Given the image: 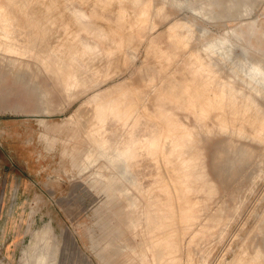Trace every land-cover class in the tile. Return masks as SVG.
<instances>
[{
    "label": "rangeland",
    "instance_id": "rangeland-1",
    "mask_svg": "<svg viewBox=\"0 0 264 264\" xmlns=\"http://www.w3.org/2000/svg\"><path fill=\"white\" fill-rule=\"evenodd\" d=\"M12 1L0 0V8L7 10L4 16L12 19V25L21 37L30 38L33 34H40L37 25L45 27L44 38L46 39H41L37 47L41 51L59 49V47L61 50H67L66 48L72 43H76L74 38L77 34L100 42L101 54L94 58L95 61L88 57L92 60L90 61L86 57L84 62L86 64L92 62V68L99 70V76H97L101 83L85 92L77 89L75 97H70L56 85V77L47 72L41 59L36 55L7 53L0 50V264H37L34 256L37 258L39 255L33 248L34 235L45 226L51 227L50 236L41 244L50 251L48 264H160L157 254L160 253L159 246L152 248L147 246L148 234L152 232L154 233L152 239H159L158 237L161 238L168 229L158 227L162 219L147 221L145 211L146 203L151 197L154 202L162 203L172 196L176 204L180 206L185 204L184 200H177L174 193L170 195L164 185L157 184V176L161 173L160 176L164 177L166 171L172 169L169 167L171 165L163 164L161 157L158 156L156 167H142L144 173L140 178L144 181L143 185L153 190L152 194L149 192L146 194V191L135 188L131 181L123 176L122 171L126 168L125 160L118 159L117 165H112L111 161L104 156L93 163L88 161L87 154L92 149V143L85 135L82 125L75 121L80 116L81 122L83 119L92 117L93 108L90 103L88 108L87 101L94 91L104 92L107 89L101 100V103L106 104L108 99L106 97L110 94L117 95L123 88L129 86L144 92L145 107L156 116L157 97L163 94L166 80L172 77L178 80L190 79L195 76L196 65L188 57L182 56L177 62L171 63V60L167 61L160 55V51L168 52L167 30L176 20H190L193 23L195 40L191 44L203 50L212 44V40L223 39L225 35L232 34L234 29H241L249 22H253L259 30L257 35L259 40L255 42L264 47V0H258V2L257 0H249V2L238 0L245 4L244 7L243 5L240 7L242 10H240L242 12L239 15L240 18L236 16L234 9H230L232 11L230 12L226 8L227 5L232 4L233 0H213L217 4L212 7L210 5L212 0H155V6L145 24L151 25L152 28L146 35H142L141 29H137L139 21L141 20L140 24H143L144 19L139 14L146 7L134 0H114V4V1L110 3L111 0L105 3H101L105 0H77V2L76 0H70L71 2L68 0L67 2L65 0H39V2L38 0H29V2L22 0L25 4L21 0L18 2L14 0L17 6ZM40 2L41 5L38 4ZM54 2L59 3L54 4ZM164 2L168 4L167 19L156 14L157 8ZM45 3L49 4H47L48 7L46 5L48 10L45 8ZM218 3L223 4L220 7ZM30 4L35 6L31 7ZM250 5L254 9L250 8ZM105 6L110 10L108 11ZM112 6L116 7L112 8ZM203 6L208 8L207 13L192 9ZM20 8L24 10V13ZM28 8L29 13L26 10ZM73 8L84 9L89 14L92 20L90 30H84L82 25L78 24L80 22L72 15ZM43 10L44 12L51 10L46 11V14L50 13V15H45ZM31 13L36 18L32 17ZM40 13L43 16H40ZM224 14L228 18H223ZM55 15L61 24L57 22ZM60 16L64 19L62 20ZM110 19L115 22L113 23ZM94 20L96 21L93 23ZM47 21L60 25L54 23V28L52 23ZM57 29L59 32H56ZM68 29L72 30V33H69ZM75 30L80 32L76 33ZM100 34L103 36L100 37ZM115 44H122L125 47L114 55H107L106 51L113 48ZM126 50L136 53V57L130 58L128 64L125 63V56L129 57L125 53ZM243 51V47L237 46L236 53H233L228 61L217 58L215 64L221 71L219 76L222 79L236 81L249 90L244 79L235 73L234 68L236 66L239 68L237 61L240 57H245L246 63H250L249 59L253 58L264 63V53L256 50L257 53L246 56ZM10 56L18 58L17 64L10 63L8 59ZM101 64L102 68H97ZM203 79V77L196 79L197 87ZM245 79L249 77L245 76ZM254 82H257V85L264 90L263 82ZM211 89L214 92L220 91V87L216 85ZM45 91L51 94L49 102L44 95ZM257 98L264 106V93L257 95ZM89 109L91 112L88 111ZM164 110L167 113H174L177 119L190 127L205 122L214 128L211 134L203 138L202 145L207 154V180L215 184L217 190L205 206L199 205L197 211L199 216L190 225L189 232L183 233L184 239L182 235L176 236V240L183 243L180 244V253L179 250L176 253L179 258L176 264H234V257L241 252L245 253L247 264H264V256L256 258L257 252L264 255V141L234 136L232 128L239 127L240 120H232L231 130L221 131L218 128L219 119L215 113L202 121L196 112L174 102H167ZM253 112V110L248 111L247 116H253ZM227 117L232 119L230 114H227ZM245 127L250 134L253 133L254 129L249 124L246 123ZM230 139L238 141L237 143L241 142L242 144L239 143V145L251 146L253 151L256 150L252 159L248 160L249 162L241 164L233 172L227 164H224L225 166L219 164L224 170L221 172V169L216 167V151L220 145ZM141 154L137 153L139 159L135 160L134 169L142 166L143 155ZM260 161H263L262 164ZM206 197H208L207 191L193 193L195 202L204 200ZM133 201L138 202L136 206L132 205ZM235 207H238V211L232 219H228L230 210ZM217 214L225 216L223 222L215 220L214 217ZM208 224L212 226L211 233L203 236L199 231ZM222 229L225 233L220 235Z\"/></svg>",
    "mask_w": 264,
    "mask_h": 264
},
{
    "label": "bare ground",
    "instance_id": "bare-ground-1",
    "mask_svg": "<svg viewBox=\"0 0 264 264\" xmlns=\"http://www.w3.org/2000/svg\"><path fill=\"white\" fill-rule=\"evenodd\" d=\"M18 1L20 0H16V2ZM40 1H44V0H40ZM106 1L107 0L101 3H105ZM112 1L114 0H111L110 3H112ZM134 1L138 4H143L146 7L139 14V16L144 18L143 19L144 22L142 21L143 24H140L141 23V20H140L137 25L138 26L137 29H141L140 31L141 34L146 35L148 30L152 28L150 24H149L150 26H146L145 24L148 20V17L151 14V10L155 6V3H154L155 0H134ZM16 2L14 1V3ZM22 2H20L21 5H23L24 3ZM28 2H26L27 6H28ZM75 2H77V0ZM240 2L238 0H233L232 4L226 6V8L229 9V11L230 9H234L236 12L234 13L236 14V16L238 15L237 17H239L240 13H242L240 12L241 10L240 7L242 5L243 7L245 6V4H242ZM250 2L253 3V1H250ZM14 3H11V4L15 5ZM56 3L58 4L59 2H56ZM56 3L54 2V4ZM114 3L115 1L113 2V4ZM38 4L41 5V2ZM47 4L48 3H45L46 9L49 5ZM60 4H61V10H62L63 4L62 2ZM60 4L58 6H60ZM215 4H217L216 1L212 0L210 2L211 7L214 6ZM222 4L223 3H218V6L221 7ZM167 5L168 4L164 2L162 6L157 8L158 10L156 11V14L161 15L163 18L167 19L169 17L168 16L169 11H167V8H166ZM16 6H17V3H16ZM30 6L34 7L35 5L30 4ZM31 7L30 9H32ZM113 7H116V6H112V8ZM117 8L119 9V6ZM122 8H124V5ZM250 8L254 9V7L252 6ZM107 9L108 11L110 10L108 7ZM192 9L194 11L197 10L202 13H207L208 8L206 6H203L197 9L196 8H192ZM26 10H28V13L30 12L29 8ZM71 10L73 13L72 15H74L75 19L78 22H80L78 24H81L84 30H90L92 20L89 14L84 9H81V8H73ZM22 11L24 13V10ZM46 11L44 12L43 10L42 12H44L45 15L47 16L50 15V13L49 14H46V13L51 10L47 12ZM111 11L113 12L114 10L112 9ZM116 11L118 10L116 9ZM133 12H136V11H133ZM245 12H246V8H245ZM5 13L7 14V10L5 8H0V50L7 52V53L36 55L39 59H41L40 61H42L43 66L47 69V72H50V74L56 77V85L70 97H73L75 95V90L77 89H81V91L84 90L83 92H85V91H88L89 89L95 88V86H98L101 83L98 77L99 70L92 68L91 66L92 62L90 64L88 63L89 65L84 62V59L86 57L87 58L89 57L90 59L93 58L94 60L96 56L101 54L102 46L100 42L90 40L86 36L77 34L74 38L76 43H72L67 48L66 46H64L67 50H61V48L59 47V49L41 51L40 48H37V47L39 46L40 40L43 39L46 35L45 27L43 25H37L39 26L38 29H39L40 34L37 33V34L31 35V37L29 36L30 38H23L21 37V34L16 32L11 22L12 19L9 16H4ZM62 13L65 14L64 12ZM229 13H228V16H229ZM248 13H250V11H248ZM253 13H254V10H253ZM124 14L125 12L123 13V15ZM41 15L43 16V14L40 13V16ZM34 16L35 15H32V17ZM225 16L227 15L224 14L223 18ZM71 17L72 16H70V18ZM132 18L134 19V17ZM225 18H228V17H225ZM229 18H231V15L229 16ZM34 21L36 22L37 19ZM72 21H75V20H72ZM95 21L96 20H94L93 23ZM48 22L52 23L51 25H53L54 28H55L54 23L55 25H58L60 23L59 20L57 21L59 22L58 24L56 22L53 23V21L52 22L47 21V23ZM71 23L72 22H70V24ZM8 26L10 27L9 29H8ZM114 26L116 25L114 24ZM52 30L54 29L52 28ZM57 31L58 29L56 30V32ZM67 31H69L70 33L72 30L68 29ZM75 32L79 33L80 30L79 31L75 30ZM167 32H168V52L160 51L161 57L165 58L167 61L171 60V63L177 62L178 59L181 58L182 56L188 57L189 60L194 61L196 65L195 71H194L195 76H193V78H190V79L184 78V79L178 80L175 77H172L166 80V84L165 86H163V89H164L163 94L157 97V102H156L157 115L156 116L152 115L146 109L145 107L146 96L144 95V92L135 87L129 86V87L123 88L117 95L110 94L109 97H106L108 98L106 104L101 103V100H103L102 97H104V95L106 94L107 89H105L106 91L104 92L94 91L90 99L87 101L88 108H89V103L91 104V108H93L92 114H91L92 117L91 118L89 117L90 120L89 118H87V120L83 119V122H81L82 117L80 116L79 118L80 120L77 119L75 122L82 125L85 135L90 140L89 142L92 143V149L87 154L88 161L93 163L97 161L100 157L104 156V157H107L111 161L112 165H117L118 159L125 160L126 168L125 170L122 171L123 176L125 178H128L135 188L140 189L142 191H146V194L147 192L152 194L153 190H150V188L147 189L143 185L144 181L143 179L140 178L144 173V170L142 169V167L144 166L156 167L157 166L156 158L158 156L161 157L160 160L163 162V164H166L168 166L171 165L169 167H171L172 169H170V171L167 170L166 175L164 177L160 176L161 173L157 176L158 177L157 184L164 185L166 187V190L169 191L170 195H173L172 193H174V196L176 197V199L184 200L185 204L183 206L176 204L175 202H173L172 196L170 199H168V201L162 202V203L154 202L153 198L151 197L148 202L146 200L147 210L145 211V214H146L147 221H150V219L154 220L156 218H159L160 220L162 219V221L159 222L158 227L168 229V231L167 232L165 231V234H163L161 238L158 237L159 239H152V236H153L152 234L154 233L152 232L149 233L148 239H147L149 244L147 246L151 248L153 246L155 247L159 246L160 253H157V252L156 253L159 256L160 264H176V262L179 260L176 253H178V250L181 249L180 244L182 243V241L181 243H179V241L176 240V236L182 235L184 239L183 233L188 231V229L190 228V225L194 223V221L197 220L199 216L197 214L199 205L202 204L205 206L208 199L217 190V186L213 183L208 182L207 180V175H208L207 170H206L207 154L205 151V147L202 145L203 138L211 134L214 131V128L210 127L209 124L205 122L204 123L200 122L196 124V126L190 127L186 123L181 122L179 119H177L174 113L165 112L164 106L167 102H174L178 104L179 106H183L187 109H190L193 112H196L198 114V118L201 119L202 121H205L209 117L213 116V113H215L217 118L219 119L218 128L221 131L231 130V125L233 123L232 120H238V121L240 120V123H239L240 126L232 128V134L234 136L250 137L252 139L264 141V106L259 103L258 98H257V95L263 94L264 90L259 85H257V82H254V81H258V82L264 83V63L257 61L256 58L249 59L250 63H246L245 57L243 58L240 57L238 59L237 63L239 65V68H237L236 66V68H234V71L237 75H239L241 78L244 79L245 85L249 88V90H246L245 87L240 86L236 81L222 79L219 76L221 71L220 69H217L216 64H215V60L217 58H219V60L228 61L232 57V54L236 53L237 46L243 47V50H244L243 52L244 54H246V56L251 53L253 54L257 53L256 50H261L264 53V47L259 46L255 42L256 40L257 41L259 40L257 36L259 33V30L256 29L255 24L253 22L247 23V25H245V27H242L241 29H238V30L234 29L232 34L225 35L223 39L212 40L211 41L212 44H209L208 46H206L204 49L205 51L203 50V48L197 45L193 46L191 44L195 40V28H194L193 23L190 20H186V21L176 20L175 22L171 24ZM113 33L114 31L112 32V34ZM102 36L103 35L100 34V37ZM67 37H68V34H67ZM71 37L69 38L72 39ZM130 38H131V33H130ZM138 44H141V43H138ZM124 47L125 46H123L122 44H115L113 48L108 49L106 51V54L114 55L116 52L123 50ZM125 53L129 55V57L125 56L126 58L125 63L127 64L130 61V58L134 59L136 57V53L134 51L129 50V52H127L126 50ZM118 57L120 58V55ZM8 59L10 63H12L13 65L17 64V62L19 61L18 58L11 57V56ZM101 63H102V60H101ZM104 63L105 62H103V64ZM98 66L97 68H102L101 67L102 64ZM95 68H96V65H95ZM112 69L113 68L111 67V70ZM100 71H102V69ZM245 76H248L249 79H245ZM202 77L204 79L200 81V84L197 87V85L195 84L197 82L196 79L202 78ZM105 81H107V79ZM215 85L217 87H220L219 92L212 91L211 87H214ZM44 95L47 101L49 102L51 98L50 97L51 94L45 91ZM251 110L254 111L253 112L254 115L247 116V112ZM88 111L91 112L90 109ZM86 113L90 114L88 112ZM227 114H230L232 119H229L227 117ZM250 114H252V112ZM84 120H86L87 122ZM246 123L249 124L254 129L253 133L250 134L248 132V130L245 127ZM237 142L238 141H235L234 139H230L229 141L224 142L222 145H220V147L217 149L215 161L217 164L216 167L218 169L220 168V165L227 164L228 167H230V169H232V172H233L241 164L247 163L246 161H248L254 155V151L256 149L253 151L251 149L252 148L251 146L250 148L248 147L249 145L247 146L241 145L242 144L241 142H239L241 143L239 145V143ZM137 153H142L141 155H143V160L141 163L142 166L139 169H134L135 160L137 161L139 159V157L137 156ZM231 154H233V157H231ZM241 168L242 167H240V169ZM222 170L223 169H221V172L224 171ZM219 175L221 174L219 173ZM222 175L224 176V174ZM236 178L237 177H235V179ZM196 191H207L208 197H206L204 200L195 202L193 201V193H195ZM143 196L145 195L143 194ZM137 203H138L137 201H133L132 205L136 206ZM237 211H238V207L231 209L229 212L230 214L227 216V218L232 219V217L235 215ZM214 218L217 222H223V219L225 218V216L217 214ZM211 227H212L211 224L204 225L203 228L199 232L203 236H205L206 234L211 233ZM50 232H51V227L45 226L41 230H38L34 235L33 248L36 251V254L38 253L39 255L37 258L34 256V259H35L34 261L37 264H48L49 257H50V251L44 245L41 246V244L44 243V240L48 239V237L50 236ZM139 233L144 234V232H139ZM224 233H225V230L222 229L220 231V235H223ZM143 244L145 243L143 242ZM180 251L181 250H179V253ZM244 255H245L244 252L236 254V256L233 259V263L234 264L235 263L236 264H247ZM261 256H264L263 253L261 252L256 253L257 259L260 258ZM187 260H189V258ZM180 262L181 261H179V263ZM227 262H228V259H227Z\"/></svg>",
    "mask_w": 264,
    "mask_h": 264
}]
</instances>
